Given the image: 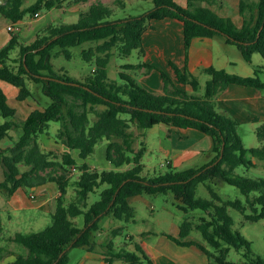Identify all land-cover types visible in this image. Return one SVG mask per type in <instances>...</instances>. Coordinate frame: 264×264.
<instances>
[{
  "label": "trees",
  "instance_id": "16d2710c",
  "mask_svg": "<svg viewBox=\"0 0 264 264\" xmlns=\"http://www.w3.org/2000/svg\"><path fill=\"white\" fill-rule=\"evenodd\" d=\"M24 1L9 0L0 11L17 23L27 15L34 17L42 11L60 8L64 3V0H37L25 7ZM77 1L87 3L90 0ZM151 1L154 8L149 13L124 21H110L114 15L113 6L97 1L79 14L77 22L51 24L33 43H22L20 35L13 32L9 43L0 50V80L19 88V101L33 98L29 82L41 85L43 93L52 100L48 107L35 109L27 119L20 121L0 86V160L5 171L4 179L0 180V193L12 197L19 189L31 192L47 183L57 185L59 190L52 225L40 232L17 233L7 239L26 249V252L14 253L9 264H70L69 248L94 251L99 220L103 216H113L129 224L135 221L136 214L131 198L168 192L184 204L182 208L186 214L191 211L205 214L199 223L186 217L179 226V237L168 234V238L180 246H197L216 264H264V258L252 252L251 242L233 229L234 219L228 210L233 208L243 213L247 221L264 219V178H251L236 172L239 168L255 167L254 158L264 163V146L246 148L238 133L239 121L218 109L219 96L231 85L264 91L262 70L258 67L253 76H242L225 69L207 68L204 73L210 78L203 95L199 94L198 78L176 65L173 67L178 82L190 86L191 91L174 85L163 74L164 94L151 93L128 73L156 69L143 61L122 66L121 84L111 81L108 75V66L116 53L118 57L127 58L139 50L144 56V33L152 28L153 20L167 18L183 23L186 53L194 38L223 35L228 44L238 48L247 63H253L255 54L264 59V0L240 1V14L244 19L241 27L204 5L210 0H187L186 7L175 0ZM117 3L120 7L126 6L123 0ZM254 6L257 12L252 13ZM84 44H92L82 50V58L95 65L90 76L79 80L63 69L55 70L54 48L59 47V54L70 60L73 58L71 49ZM16 50L18 53L14 56ZM51 123L61 125L54 135L55 141L66 148L60 160L53 151H44L39 141L40 135L50 134ZM159 124L170 129H196L211 137L214 158L199 168L179 170L168 165V169L159 174L143 176L146 148L144 144L139 149L134 147L131 129L135 125L146 131ZM18 129L22 130L18 140L13 146L3 148V142L11 139V131ZM258 136L264 143V125L258 128ZM103 140L108 142L107 160L117 168L130 166L128 169L91 168L87 160ZM74 150L79 152L82 163L72 156ZM22 166L26 169L22 170ZM72 168H78L79 178L75 182V200L67 204ZM219 183L238 188L246 202L224 199L216 190ZM199 185L205 186L210 199L198 197ZM100 188V199L90 204V195ZM80 216L84 217V227L75 221ZM122 231L121 227L113 233L118 235ZM3 232L0 218V241L4 239ZM194 232L200 233L203 243L187 240ZM109 245L112 257L106 258L108 262L118 258L128 264H143L144 261L154 264L138 245L136 252L115 251L113 242ZM233 249L242 253L243 261L228 260ZM8 254V246H0V260Z\"/></svg>",
  "mask_w": 264,
  "mask_h": 264
},
{
  "label": "crops",
  "instance_id": "0c3cea01",
  "mask_svg": "<svg viewBox=\"0 0 264 264\" xmlns=\"http://www.w3.org/2000/svg\"><path fill=\"white\" fill-rule=\"evenodd\" d=\"M8 1L9 0H0V7L6 5ZM99 1L108 4L105 0ZM240 1L241 0H210L209 3H204V5L222 17L231 18L236 26L241 27L244 19L240 14ZM250 1L253 3L257 0ZM64 2L68 3L67 0H64ZM175 2L183 7L187 6V0H175ZM80 4V6H84L83 4L86 3ZM64 5L63 3L62 7H64V12L61 19H57L58 15L55 16L54 14L56 9H59L57 7L46 12L42 11L39 15L34 17L27 15L22 21L17 23H14L0 11V50L9 43L13 32L20 35L22 43L30 44L33 43L38 35L49 25L58 24V22L71 24L69 20H75L72 22L75 23L78 21L77 18L79 14L87 10L86 8L80 10L81 7H70V9L68 4ZM75 9H79L80 12ZM253 12H257V6L253 7L252 13ZM47 15H51V22H49L48 19L45 20ZM143 45L145 49L144 62L154 66L156 69L147 73L143 72L145 78L141 80H144V88L156 95L164 94L163 74L167 75L174 85L187 91L191 90L190 86H184L178 82L173 65H176L180 69H187L197 78L204 73L205 69L210 67L225 69L229 73L242 76H253L255 74L251 68L246 66L249 63L244 60L238 48V54H235L236 52L231 49V45L226 42V38L223 35H217L213 38H194L188 53H186L184 26L181 21L176 19L167 18L164 20H153L152 28L148 29L143 35ZM17 53L18 50L14 52V56H16ZM0 86L5 91L9 104L16 109L18 120L24 121L33 110L43 109L41 103L34 100V98H29L26 101H19L17 99L19 88L12 84L0 80ZM218 109L221 113L232 115L239 122L242 120L248 122L264 120V91L231 85L219 96ZM157 126L153 128L155 129ZM153 128L148 130H152ZM160 131V150L167 156V166L171 165L180 170L182 166L190 164V168H199L209 163L215 156L212 152L214 145L212 138L196 129H181L177 127L170 129L166 125H163ZM21 134V129L11 131V139L4 141L2 147L9 148L13 146L14 142L18 140ZM138 134L143 138L142 144H144L147 153L149 151V143L144 142L147 133L140 130ZM51 138L50 135H47V139L50 140ZM50 142V144L59 146L62 152L66 151L65 146L60 143L58 144L55 140H51ZM107 144L105 148V157H107ZM51 149L53 148L51 147ZM71 154L79 163H82V160L79 159L78 151L74 150ZM204 154L207 155L206 157L208 159L206 163L201 162L202 159L205 158ZM91 157L87 160L91 168H98L101 170L110 168L111 163L107 158L106 160L103 159L102 153H98V157ZM129 167L130 166L123 167L122 170H126ZM4 172V166L0 160V180L4 179ZM48 184L56 190L55 187H57V185L53 183ZM46 185L47 184L33 189L29 192L28 196L26 195L27 190L25 189H19L12 197H7V199L0 195V204L2 205V207H0V214L2 211H5L10 214V216H8L9 218H11V214H14L15 218L21 221L22 219L33 220V210L39 213L54 212L56 209V198L59 196L58 190L56 191L57 194H52V190ZM32 195H35L36 198H31ZM54 196L55 198H53ZM140 197L141 196H136L131 198L130 203L134 199H139ZM168 234L178 238L180 235L179 225H176ZM3 238L4 239L0 241V246L7 245L4 233ZM187 240L203 243L200 239L194 238L193 235L189 236ZM17 247L21 249L19 245ZM8 250L9 254L3 260H0V264H9V262L14 259V253L18 252L16 249L14 250V246L12 248L8 247ZM21 250L19 251L22 252ZM145 251L153 260L154 264H210L209 257L200 248L195 245L180 246L168 238L167 235L161 237V240L156 245L147 244Z\"/></svg>",
  "mask_w": 264,
  "mask_h": 264
},
{
  "label": "rangeland",
  "instance_id": "374dc122",
  "mask_svg": "<svg viewBox=\"0 0 264 264\" xmlns=\"http://www.w3.org/2000/svg\"><path fill=\"white\" fill-rule=\"evenodd\" d=\"M37 0H25L24 6L28 7L34 4ZM99 0H90L88 3L83 4L84 6H80L81 2L77 0H67L68 7L77 8L81 7L80 10L88 9L89 6ZM109 5L114 8V15L109 18L110 21H124L134 17L144 16L149 10L153 9V2L151 0H123L126 4L125 7H120L117 0H105ZM90 4V5H89ZM64 5V6H65ZM73 6V7H72ZM181 6V5H180ZM183 7V6H182ZM70 8V9H71ZM80 12L79 9H75ZM75 11V12H76ZM46 12V11H44ZM64 12V7L56 9L54 12L57 19H61ZM77 15V14H76ZM51 15H47L45 20L48 19L49 22ZM79 19V16L77 20ZM71 23L75 20H69ZM59 23V22H58ZM94 45V43H92ZM92 44H84L82 46L72 48L73 58L68 60L63 54H59L61 49L56 47L53 49V58L52 63L56 71L63 69L67 71L72 77L76 79H83L92 74V71L95 67L94 63L86 62L82 58V50L85 48H89ZM231 49H233L238 54L237 47L231 45ZM141 61L144 62V56L140 54L139 50H135L131 56L118 57L117 53L110 61L108 66V75L111 81L117 82L119 84L122 83L120 78V72L122 71V66L126 64H138ZM252 71H256L259 67L262 71L260 72V77L262 81H264V59L261 55L255 54L253 57V63L247 64ZM143 72H146V69H138L134 71L128 72L141 86L144 87L143 81L141 80L145 78L143 76ZM147 73V72H146ZM198 80L201 84V88L199 94L203 95L205 93L206 83L209 80L210 76L206 73H203L200 77L198 76ZM29 87L32 90V95L34 100L41 103L43 108L48 107L52 100L47 95L43 93L42 86L39 84H33L29 82ZM191 91V90H190ZM94 119V115L91 116ZM129 117V116H124ZM238 133L243 140L244 146L248 149L258 148L264 146V143L260 140L258 136V128L264 125V120L258 121H244L239 122ZM61 127L58 123H51L50 128V136L52 137L50 140L47 139L48 134L40 135L39 141L40 144L43 145V150L49 152L53 150L54 153L58 156L59 160L63 154L60 150L59 146L50 144L51 140H55L54 135L57 133L58 129ZM156 127V126H155ZM163 127V124L157 126V128H153L152 130L145 131L147 133L144 142L149 143V151L145 153L143 157V164L145 165V169L143 172V176L152 177L154 174H159L162 171L168 169L166 165V155L160 150V139H161V131L160 128ZM132 132L134 135V147L136 149L141 148L142 146V136L138 134L140 129H138L135 125L132 127ZM15 134V133H13ZM15 136V135H14ZM6 141V140H5ZM108 142L106 140L100 141L96 146V152L92 155V157H98V153H102L103 159L106 160L105 157V148ZM56 144V143H54ZM59 144V143H58ZM51 147L53 149H51ZM202 159L201 162L206 163L208 161L207 155ZM91 157V158H92ZM250 158V156H247ZM256 166L250 169L247 168H239L237 169V173L242 176H248L251 178H264V163L256 158L253 159ZM203 163V164H204ZM200 166V165H199ZM126 167V166H125ZM190 164L186 166H182L180 170H184L190 168ZM26 167L22 166V170H25ZM98 169V168H97ZM107 170L114 171H123L122 168H117L110 164V168H106ZM101 170V169H100ZM71 182L68 188V194L66 196V203L69 204L76 197L77 187L75 182L79 178L78 168L75 170L71 169ZM49 189L52 190V194L56 193V190L50 187V184L46 185ZM103 188V187H102ZM98 189L96 193L90 195L89 202L93 204L100 199V191ZM216 190L224 199H241L244 203L246 202V198L241 194L240 190L236 187L230 186L226 183H219L216 185ZM55 191V192H54ZM34 194V193H33ZM57 194V193H56ZM55 194V195H56ZM198 197L210 199V194L208 190L203 185H199L197 190ZM5 199L7 197L0 193ZM26 195H29V191H26ZM59 195V190H58ZM55 198V196L53 197ZM57 199V198H56ZM133 207L135 208V221L129 224L124 223L123 221H119L115 219L113 216H103L99 220V231L96 237V246L94 251H88L85 248L75 247L68 249V256L70 257V264H128L125 261H122L118 258H111L112 261L108 262L106 260L107 257H112L111 253L108 249L109 244L113 242L115 251H120L122 249H126L131 252H136V246H140L144 251L147 248V244L156 245L161 237L168 235L169 232L173 230L176 225L182 223V221L189 217L195 223L200 222V218L204 217L205 214L202 211H191L188 214L183 210L184 204L178 200L172 192H168L167 194H157V195H143L139 199H134L132 202ZM0 207L2 205L0 204ZM229 213L234 219V227L235 231H239L242 235L251 242L252 252L255 255H258L264 258V219L259 222H251L245 219V215L233 208H229ZM33 220H24L21 221L18 218H15L14 214H11V218L9 213L2 211L0 217L2 218L3 226H4V237L6 238V244L9 248L14 246V250L16 249L18 252L21 250L22 252H26V249L8 241L9 237H13L17 233H32V232H40L45 230L47 227L52 225V215L53 212L47 213H39L38 211L33 210ZM247 214H250L248 211ZM14 217V218H13ZM76 223L80 227H84V217L80 216L75 219ZM123 228V231L118 235H115L113 231L117 228ZM193 237L196 239H200L202 242V236L198 232H194ZM211 252H215L212 248L207 247ZM19 249V250H18ZM146 252V251H145ZM229 261L240 262L243 261L242 253L236 252L234 249L231 251ZM210 264H216L214 261L210 260ZM143 264H148L147 261H144Z\"/></svg>",
  "mask_w": 264,
  "mask_h": 264
},
{
  "label": "water",
  "instance_id": "95a60500",
  "mask_svg": "<svg viewBox=\"0 0 264 264\" xmlns=\"http://www.w3.org/2000/svg\"><path fill=\"white\" fill-rule=\"evenodd\" d=\"M262 29H263V27L260 29V31H259V33H258V37L260 36V33H261ZM42 78L50 79V78H48V77H42ZM61 82H63V81H61ZM63 83L69 84L68 82H63ZM70 84H71V85H77V84H74V83H70ZM222 156H223V150H222ZM222 156L220 157V159L222 158Z\"/></svg>",
  "mask_w": 264,
  "mask_h": 264
},
{
  "label": "built area",
  "instance_id": "2783aa9c",
  "mask_svg": "<svg viewBox=\"0 0 264 264\" xmlns=\"http://www.w3.org/2000/svg\"><path fill=\"white\" fill-rule=\"evenodd\" d=\"M73 169L75 170V168H73ZM31 198L35 199V198H36V196H35V195H32V196H31Z\"/></svg>",
  "mask_w": 264,
  "mask_h": 264
}]
</instances>
